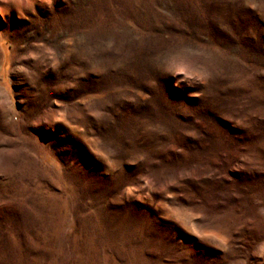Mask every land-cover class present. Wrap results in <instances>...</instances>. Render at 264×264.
<instances>
[{
  "label": "rangeland",
  "instance_id": "rangeland-1",
  "mask_svg": "<svg viewBox=\"0 0 264 264\" xmlns=\"http://www.w3.org/2000/svg\"><path fill=\"white\" fill-rule=\"evenodd\" d=\"M8 2L0 264H264V0Z\"/></svg>",
  "mask_w": 264,
  "mask_h": 264
},
{
  "label": "bare ground",
  "instance_id": "bare-ground-1",
  "mask_svg": "<svg viewBox=\"0 0 264 264\" xmlns=\"http://www.w3.org/2000/svg\"><path fill=\"white\" fill-rule=\"evenodd\" d=\"M25 2L26 3L22 2L21 0H11V2L1 6L3 9L2 11H4L6 14L13 10L24 13L23 11L27 9V0H25Z\"/></svg>",
  "mask_w": 264,
  "mask_h": 264
}]
</instances>
